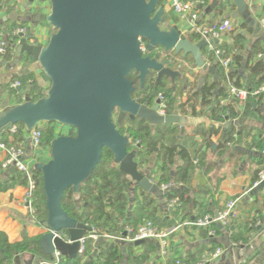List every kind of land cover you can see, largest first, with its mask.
Returning <instances> with one entry per match:
<instances>
[{
	"label": "water",
	"instance_id": "1",
	"mask_svg": "<svg viewBox=\"0 0 264 264\" xmlns=\"http://www.w3.org/2000/svg\"><path fill=\"white\" fill-rule=\"evenodd\" d=\"M30 1L49 4L45 22L52 34L45 45L17 46L15 57L17 60L23 54L32 57L50 85L45 96L36 102L28 96L15 106L4 102L0 134L17 124H22L26 132L44 123L74 131V135L55 137L49 144V160L35 165V170L41 173L47 212V218L39 226L47 232L39 241L44 257H33L28 264H56L55 250L74 259L78 256L79 241L91 232L90 227L63 211L61 200L70 189L77 195L82 184L91 179L103 149L112 154L114 163L133 186L157 198L161 205L164 203L165 194L159 185L141 172L135 152L129 151L133 140L116 129L113 119L115 114L117 121L128 116L147 122L152 129L158 125L184 127L190 122L177 114L159 115L157 101L149 106L133 99L131 74H135L140 91L150 76L156 75L155 87L163 78L174 83L181 73L169 67V59L161 60V54H174L182 59L190 56L191 71H198L202 77L213 75L214 81L220 83L215 65L206 62L210 51L206 50L205 40L195 42L194 34L182 32L178 25L161 29L166 13L161 0ZM227 3L236 9L231 15L232 23L238 17H249L245 0H213L205 12ZM142 45L147 50L145 54ZM215 147L213 144L212 149ZM250 156L264 158V154L254 151ZM262 189L264 179L253 191ZM214 215L217 218L218 212ZM216 225L222 230L219 223ZM59 231L68 234L71 245L54 237ZM143 243L137 241L134 246Z\"/></svg>",
	"mask_w": 264,
	"mask_h": 264
},
{
	"label": "crops",
	"instance_id": "2",
	"mask_svg": "<svg viewBox=\"0 0 264 264\" xmlns=\"http://www.w3.org/2000/svg\"><path fill=\"white\" fill-rule=\"evenodd\" d=\"M3 1L6 2V8L0 11V33L24 23L23 26L29 29L31 36L37 39L38 44L45 45L52 34L51 28L45 22V17L50 9L49 4L30 0ZM245 2L249 11L247 19L238 17L232 23L231 15L236 10L234 6L223 10L222 13H220V8L216 6L208 13L205 10L211 6L209 4L200 10L198 23L204 25L210 22L220 23L223 20L231 21V30L221 36L216 47L223 49L225 46L232 56L234 54L241 56L242 61L237 64L233 63L230 69V73L234 74L233 83L253 88L264 82V57L258 58L259 54H264V30L259 25V21L264 18V0H245ZM165 10L171 12L168 6L165 7ZM172 15L177 18L173 13ZM178 21L180 30L191 34L189 24L179 19ZM242 24L244 25L243 28L241 27ZM237 35H242L244 39L239 46H236L234 42V37ZM254 46L261 50L255 52ZM251 55V59L248 60ZM257 62L263 64V70L260 74L253 76L250 67ZM215 69L218 75L220 68L216 67ZM26 72L31 73L42 86L47 87L48 82L43 79V74L38 65L35 67L33 62L25 64L23 61L17 60L15 52L10 62L0 58L1 108L4 102H7L9 106L19 104L15 96L9 95L8 83L13 75L20 76L21 73ZM220 72L223 73L222 69ZM196 73L199 72L196 71ZM199 76L198 88L202 84V76L200 74ZM210 78L214 81L213 75ZM218 79L220 84L214 81L216 84L214 94L216 95L218 90L224 89V94L228 95V88L224 79L219 75ZM23 95L21 93V96ZM227 97L222 98L220 96L218 100L223 116L229 114L228 120L215 121L209 111L206 110L203 111V116H185L190 123L184 127L177 124L175 127L180 140L187 141V144L192 143L195 151L201 147V153L196 157L199 160L198 165H195L196 168L189 185L184 186L187 195L198 205H207V211L210 213L206 214H214V212L222 210L227 202L235 201L236 218L228 230L218 229L220 233H217L215 239L211 241L206 230L187 224L199 216V208L193 210L189 206L183 211L178 210L179 217H176L174 224H180V228L171 237L169 260L180 258L184 261L196 262L202 254L214 246L227 248L230 243L242 242L241 248L237 247L231 250L227 248L221 259L213 264H264V189L255 192L249 190L254 184L252 180L256 172L258 175L264 172V160L250 156L256 147L260 146L258 149H264V96L256 99L250 98L243 103L230 101L221 105V102L226 101ZM200 108L198 105L196 110L201 111ZM212 127L218 130L217 137L211 138L212 144L214 143L216 146L215 149L204 147L200 134L201 130L207 131ZM53 128L57 136L58 125H54ZM231 130L233 136L236 134V138L232 136L233 140L228 145V149L219 154L217 147L224 135ZM242 138L243 145L236 146L238 144L235 145L234 143L238 140L241 141ZM250 141L252 142L250 143ZM248 146L251 148L247 149ZM49 151L48 146L42 147L37 154L27 150V162L29 161L31 166L43 161L47 162L50 157ZM2 159L3 154L0 152V162ZM139 167L142 173L148 174L151 178L158 177L156 167L152 164L146 163L142 167L139 165ZM23 192L24 187H17L6 193H0V231L5 232L11 241L18 239L24 228L30 235L44 233V230L22 209L20 202ZM164 211L166 212V210H161L159 215H164L169 221L173 220L174 216L169 212L164 214ZM183 214H188V216L183 219ZM252 224L254 225L252 226ZM31 260L32 257L26 253L19 255L16 259L19 264H28ZM151 262L161 264L157 254ZM15 264L17 263L15 262Z\"/></svg>",
	"mask_w": 264,
	"mask_h": 264
},
{
	"label": "trees",
	"instance_id": "3",
	"mask_svg": "<svg viewBox=\"0 0 264 264\" xmlns=\"http://www.w3.org/2000/svg\"><path fill=\"white\" fill-rule=\"evenodd\" d=\"M5 3L3 1L0 11L6 8ZM219 8L220 13H222L223 10L233 8V6L227 3ZM20 25L23 26L24 23ZM241 27L243 28L244 25L242 24ZM193 39L198 40L199 36L194 34ZM234 40L236 46H239L244 41L242 35L235 36ZM224 47L223 50L229 54L228 48L225 47L224 49ZM253 49H255V52L261 50L256 46ZM232 57L236 64L242 61L241 56L237 54ZM251 57L252 55L249 56L248 60ZM0 58L10 62L13 58L12 47L8 46L6 53L0 55ZM19 60L25 64L36 62L32 57L24 54ZM169 60V67L172 70L179 71L181 74L185 70L184 63L192 64L190 56L182 59L181 56L173 54ZM262 70L263 64L261 62H257L250 67V72L253 76L260 74ZM218 75L222 79L224 78V73H221L220 69L218 70ZM42 76L49 83L45 76ZM210 76L212 75L208 74L202 77V84L199 88L197 81L184 83L181 78L176 79L174 83L169 78H163L161 83L155 87V79L150 76L145 80L141 91L139 90L135 74H131L129 80L135 88L132 98L140 104L148 103L149 106H152L155 97L162 93L167 99V112L169 114L178 113L182 116L198 117L203 116L201 113L208 110L213 120L223 122V111L220 108L218 99L220 96L223 98L227 95L224 94V89H220L216 95L214 94L216 84L211 80ZM229 77L233 80L234 74L230 73ZM14 81L21 83L20 91L10 87ZM235 85L239 86L238 83H235ZM7 89L9 95L15 96L20 104L25 96H28L33 102L43 98L48 87L42 86L31 73L26 72L21 73L20 76L13 75ZM21 93L24 95L21 96ZM198 105L201 107V111L196 110ZM114 124L121 134L127 135L134 141L140 140L142 149L135 152L136 159L141 167L146 163H151L156 167L158 177L151 178L149 176L152 181L158 185L171 182L175 185H189L196 168L193 164V159L200 155L201 147L195 151L192 143L185 144L180 140L175 125H158L152 129L147 122L139 121L138 119L131 120L128 116H125L121 121L114 120ZM54 125L56 124L44 123L38 126L41 131V147L49 146L50 142L56 137ZM15 126V133L4 131L0 134V142L6 145H17L23 140L24 126L22 124ZM42 126L45 128H41ZM200 134L204 147L210 148L212 146L211 138L217 137L218 130L212 127L207 131L201 130ZM69 135H74V131L69 129ZM232 136V130L224 135L217 147L219 154L224 153L228 149V144H231L233 140ZM254 157L264 160L260 156ZM34 175L37 179V189L33 203L35 209L34 221L41 223L47 218L45 198L41 173L34 170ZM257 180L258 172H256L252 181L254 183ZM25 186L26 179L21 173L12 169L8 173H3L0 170V193H6L17 187ZM186 192L184 187H175L165 195V198L168 200L178 199L182 211L191 206L193 210L199 208V216L210 213V211H207V205H198ZM158 202L159 200L154 196L144 192L139 187L133 186L130 178L123 174L114 163L112 154L108 150L103 149L101 161L92 172L91 179L82 184L77 195H74L70 189L65 192L61 200L63 211L77 222L90 227L96 232L100 240L95 242L87 239L85 252L74 259H69L61 251V258L58 264H156V262H151L152 258L157 254V246L154 242H144L138 248L128 244L123 250L119 243L109 241L103 235L119 237L126 226L136 228L145 220H149L162 228L172 227L175 225L176 217H179L178 212H169V214L174 216L173 220L169 221L164 215H159V212L164 210V208ZM167 213L168 211H164V214ZM183 215V219L188 216V214ZM215 230L220 233L218 228L215 227ZM42 235L43 233L30 235L24 228L18 239L11 241L5 232L0 231V264H15L17 257L23 253L30 255L32 258L37 256L44 257L39 246ZM172 260H168V264H172Z\"/></svg>",
	"mask_w": 264,
	"mask_h": 264
},
{
	"label": "built area",
	"instance_id": "4",
	"mask_svg": "<svg viewBox=\"0 0 264 264\" xmlns=\"http://www.w3.org/2000/svg\"><path fill=\"white\" fill-rule=\"evenodd\" d=\"M213 0H161L164 6H168L170 11L182 21H185L189 24L190 30L192 34H197L199 36V40H205L207 42L206 50L210 51L209 58L206 56V62L209 65H215L222 69L224 73V82L226 83V87L228 88V97L226 101L221 102H236L243 103L250 98H258L260 96H264V82L259 84L256 87H243L236 86L233 83V80L230 79V69L234 63L233 57L231 54H227L225 50L217 48L214 41H218L223 34L229 32L232 28V24L230 20H223L220 23L210 22L208 24L200 25L199 14L200 10L205 6L211 4ZM3 0H0V6H2ZM259 25L264 30V18L259 21ZM4 33H0V55H4L8 46H11L13 49V55L15 52V48L20 45H41L38 44V41L35 37L31 36L29 29L26 26H17L11 30H3ZM141 50L143 54L147 52V50L142 45ZM264 57V54H259L258 58ZM12 89L21 88V83L19 81H14L11 86ZM157 101V113L161 116L171 115L167 112L168 110V102L164 94L159 93L153 102V105ZM2 108L0 107V112ZM177 114L178 113H172ZM182 116V115H180ZM225 120L229 119V114L223 116ZM61 128H65L62 126H58ZM10 133L16 132V126L12 127L10 130H7ZM23 140L19 142L17 145H6L0 142V152L3 154V159L0 162V170L3 173H8L11 169L16 170L21 173L22 176L26 179V186L24 187V192L21 198V206L22 209L26 212V214L34 220L35 209L33 206L34 203V194L37 189V179L34 175L35 165H29V161L27 162V150H30L33 154H37L41 147V131L36 127L31 132H26L23 130ZM66 136L69 135V130L66 133L61 131L57 132V136ZM56 136V137H57ZM236 138V134L233 136ZM133 140V139H132ZM214 144V143H213ZM212 144V145H213ZM215 145V144H214ZM230 145V143L228 144ZM212 147V146H211ZM129 151L136 152L137 150L142 149V144L140 140L132 142L129 147ZM254 152H258L256 149H253ZM264 154V149L261 152ZM198 158L193 159V164L198 165ZM146 175V174H145ZM147 176H149L147 174ZM264 179V172H261L258 175V180L254 182L250 191L253 189ZM151 180V179H150ZM152 181V180H151ZM154 182V181H153ZM156 183V182H155ZM175 187L182 188L183 185H175L174 183H166L159 185V189L167 195L172 191ZM163 205L159 203L160 206L164 208V210L168 212H174L181 209V204L178 199L168 200L163 197ZM218 212L217 218L214 214H204L202 216H198L194 218L192 221L187 222L189 226H193L198 229H204L207 231L208 238L213 241L216 237L217 231V223L222 226V229L228 230V228L232 225L233 220L236 218L235 212V201L227 202L222 210L216 211ZM38 225L39 222L35 221ZM180 228V224H175L169 228H162L158 225L154 224L149 220H145L140 223L136 228H132L126 226L123 229V233L119 237L103 235L105 239L109 241H113L115 243H119L121 245V249H125L126 245L130 244L134 246V243L137 241L144 242H154L157 246V258L160 260L161 264H168L169 254L171 251V237L177 232ZM47 231L44 230V233ZM43 233V234H44ZM54 237L62 239L67 245H71L72 241L70 240L68 234L65 231H59L54 233ZM98 235L95 231L91 229V232L87 233L85 237H83L80 242V247L78 251V255H81L85 252L86 240L91 239L93 241L98 239ZM243 243H230L227 248H237L242 246ZM135 248L139 246H134ZM226 247L222 246H214L210 250L206 251L196 262L184 261L180 258H174L172 264H213L214 262L221 259L223 254L225 253ZM55 258L57 263L60 261L61 253L55 250Z\"/></svg>",
	"mask_w": 264,
	"mask_h": 264
},
{
	"label": "rangeland",
	"instance_id": "5",
	"mask_svg": "<svg viewBox=\"0 0 264 264\" xmlns=\"http://www.w3.org/2000/svg\"><path fill=\"white\" fill-rule=\"evenodd\" d=\"M179 21H178V19L177 18H175L173 15H172V13L171 12H168V11H166V13H165V15H164V18H163V22H162V24H161V29H166V28H168L169 26H171V25H178L179 23H178ZM177 62H179V61H177ZM34 64V66L35 67H37V62H35V63H33ZM179 64H181V63H179ZM184 67H185V70L182 72V74H181V79H182V81L184 82V83H186V82H189V81H191V82H195V81H197V83L198 82H200V76H199V73H196V71H191V69H192V64H190V63H188V62H186V63H184ZM47 85V87H49V83H47L46 84ZM202 115L204 114V112L203 113H201ZM113 120H117V114H115V116H114V119ZM41 128H45L44 126H42ZM67 130H69V128H61V127H59V131H61V132H63V133H66L67 132ZM239 141V140H238ZM235 142L234 144L236 145V144H238V145H236V146H241V145H243V138H242V140L241 141H239V142ZM252 141H250V143H251ZM184 143L186 144L187 143V141H184ZM247 144H249V143H247ZM49 147V146H48ZM260 147V146H259ZM259 147H256V150L258 151V152H262V150L263 149H258ZM251 148V146H248V148L247 149H250ZM201 153V152H200ZM49 154H50V151H49ZM50 158V157H49ZM43 162H45V161H43ZM151 164V163H150ZM240 166V165H239ZM192 189V188H191ZM100 240V238L98 237V239L97 240H95V242H97V241H99Z\"/></svg>",
	"mask_w": 264,
	"mask_h": 264
},
{
	"label": "flooded vegetation",
	"instance_id": "6",
	"mask_svg": "<svg viewBox=\"0 0 264 264\" xmlns=\"http://www.w3.org/2000/svg\"><path fill=\"white\" fill-rule=\"evenodd\" d=\"M160 52H162V50H159ZM173 54H168V55H164V54H161V60H165V59H170V57L172 56ZM156 76V75H155ZM155 76L154 79H155Z\"/></svg>",
	"mask_w": 264,
	"mask_h": 264
}]
</instances>
